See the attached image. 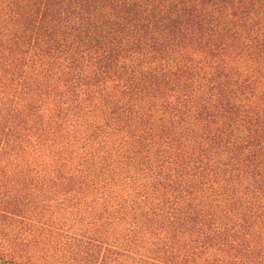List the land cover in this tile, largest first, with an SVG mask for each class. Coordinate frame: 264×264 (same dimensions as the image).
I'll list each match as a JSON object with an SVG mask.
<instances>
[{"label":"trees","instance_id":"obj_1","mask_svg":"<svg viewBox=\"0 0 264 264\" xmlns=\"http://www.w3.org/2000/svg\"><path fill=\"white\" fill-rule=\"evenodd\" d=\"M0 264H264V0H0Z\"/></svg>","mask_w":264,"mask_h":264}]
</instances>
